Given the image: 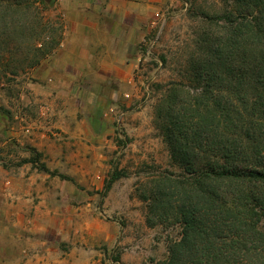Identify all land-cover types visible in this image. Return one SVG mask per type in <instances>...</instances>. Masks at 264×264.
Segmentation results:
<instances>
[{
	"label": "trees",
	"instance_id": "trees-1",
	"mask_svg": "<svg viewBox=\"0 0 264 264\" xmlns=\"http://www.w3.org/2000/svg\"><path fill=\"white\" fill-rule=\"evenodd\" d=\"M48 1L0 0V48L15 44L31 67L62 38L58 23L44 39L41 6ZM224 1L200 16L204 27L189 65L154 107L155 125L180 171L145 183L147 221L181 228L156 264H264V0ZM3 66L0 78L7 76L8 63Z\"/></svg>",
	"mask_w": 264,
	"mask_h": 264
},
{
	"label": "crops",
	"instance_id": "crops-1",
	"mask_svg": "<svg viewBox=\"0 0 264 264\" xmlns=\"http://www.w3.org/2000/svg\"><path fill=\"white\" fill-rule=\"evenodd\" d=\"M163 2L59 0L64 38L48 64L33 69L36 79L29 83L32 98L43 104V111L26 113L29 125L14 132L29 134L50 171L27 162L0 174V264H59L66 259L63 247L75 242L82 230L77 224L83 207L72 199L100 186L99 180L85 175L84 166L100 162V135L112 127L109 113L138 93L135 70L143 58L141 47ZM79 97L94 101L90 111L77 103ZM99 102L110 104L104 115L97 109ZM15 118L24 119L20 112ZM49 131L63 141H52ZM68 167L69 173L79 174L75 180L86 189L62 178ZM91 198L87 206L93 207Z\"/></svg>",
	"mask_w": 264,
	"mask_h": 264
},
{
	"label": "rangeland",
	"instance_id": "rangeland-1",
	"mask_svg": "<svg viewBox=\"0 0 264 264\" xmlns=\"http://www.w3.org/2000/svg\"><path fill=\"white\" fill-rule=\"evenodd\" d=\"M224 4V0H164L157 23L141 47L143 58L135 70L138 93L129 104L119 102L115 111L109 113L108 125L112 127L109 133L100 135L103 142L100 162L84 166L85 175L99 180L100 186L96 189L95 185L88 190L89 193L72 199L76 206L83 207L78 210L82 218L77 224L82 232L76 235L75 242H66L63 249L67 250V257L59 264H156L168 256L169 243L171 239L180 237L181 228L163 222L151 225L147 221L148 202L141 194L150 177L163 171H180L171 163L167 143L155 125L154 107L166 85L189 65L195 49L194 38L204 27L200 16L206 11L220 10ZM41 7L45 15V41L50 39L53 28H57L59 23L61 43L65 18L59 0H49ZM42 42L38 40V46ZM16 47L15 44L5 43L0 48V56H4L0 67L8 63L7 76L0 78V174L27 162H33L39 168L43 165V155L31 142L29 134L16 135L14 132L17 127L29 125L26 113L35 111L36 115H41L43 111V104L32 98L33 90L29 83L36 79L33 69L47 65L53 52L31 67L28 64L30 61L24 60L26 52ZM163 55L167 58L166 62L161 58ZM14 70H17L16 74L12 72ZM86 99L79 97L77 103L89 109L94 101ZM98 108L104 115L111 107L107 102H99ZM17 112L22 114L23 120L15 118ZM106 122L102 123V127ZM49 133L55 143L63 141L58 134ZM69 169L67 173H62L66 179L86 189L84 184L82 186L75 180L79 174H71ZM115 173L120 176L107 186ZM5 183L10 185L11 181L7 179ZM91 197L95 198L93 207L87 206L92 201Z\"/></svg>",
	"mask_w": 264,
	"mask_h": 264
}]
</instances>
